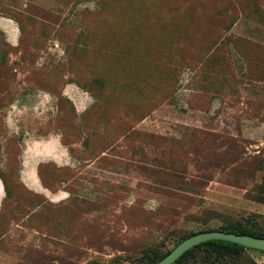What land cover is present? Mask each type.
Instances as JSON below:
<instances>
[{"label": "rangeland", "instance_id": "1", "mask_svg": "<svg viewBox=\"0 0 264 264\" xmlns=\"http://www.w3.org/2000/svg\"><path fill=\"white\" fill-rule=\"evenodd\" d=\"M0 11L22 30L16 47L0 35V264H148L228 221L264 231V0ZM50 132L69 153L39 165L57 201L22 180L26 141ZM174 264L264 253L204 244Z\"/></svg>", "mask_w": 264, "mask_h": 264}, {"label": "crops", "instance_id": "2", "mask_svg": "<svg viewBox=\"0 0 264 264\" xmlns=\"http://www.w3.org/2000/svg\"><path fill=\"white\" fill-rule=\"evenodd\" d=\"M0 35L3 37L4 41L12 47L18 46L21 42L22 30L19 22L15 18L1 11ZM2 83L3 81L0 80L1 86ZM23 156L25 157V160L22 161L21 168L23 170L22 180L24 185L32 191L43 193L51 201H57L53 198L58 197L63 193V190L53 191L44 185L39 174V165L44 162L63 164L67 163V160L69 161L68 149L62 143L60 135L56 132H50L45 136L27 140ZM29 156H31L32 159H27ZM46 191H48L49 194H47ZM5 195V184L0 177V207Z\"/></svg>", "mask_w": 264, "mask_h": 264}, {"label": "water", "instance_id": "3", "mask_svg": "<svg viewBox=\"0 0 264 264\" xmlns=\"http://www.w3.org/2000/svg\"><path fill=\"white\" fill-rule=\"evenodd\" d=\"M212 239L227 240L242 244L246 247L264 250V237L235 232H227L217 229L204 230L188 236L183 241H181L175 248H173V250H171L165 257L153 264H172L184 252H186L193 246Z\"/></svg>", "mask_w": 264, "mask_h": 264}, {"label": "trees", "instance_id": "4", "mask_svg": "<svg viewBox=\"0 0 264 264\" xmlns=\"http://www.w3.org/2000/svg\"><path fill=\"white\" fill-rule=\"evenodd\" d=\"M4 181V180H3ZM5 184V182H4ZM5 188H6V184H5ZM7 189V188H6ZM222 230V231H227V232H235V233H242V234H249V235H255V236H261L264 237V231H260V230H256V229H250L245 227V225H243L241 222L239 221H228L224 224H222L220 227L218 228H210V229H206V230ZM204 231V230H201ZM200 232V231H198ZM197 233V232H195ZM193 233V234H195ZM191 234V235H193ZM190 236V235H189ZM188 237V236H187ZM185 237V238H187ZM185 238H183L181 241H183ZM181 241H179L174 247L168 249V252L164 255H162L158 260L162 259L163 257H165L171 250H173V248H175ZM204 244H211L213 245L218 252H227V251H241L243 249H250V250H254V251H259V252H263L264 250H259V249H254V248H250V247H246L242 244L239 243H235V242H231V241H227V240H221V239H212V240H207L204 242H201L195 246H193L192 248H190L189 250H187L186 252H184L177 260H175L172 264H174L175 262H177L180 258H182L183 256H185L189 251H191L193 248L196 247H200ZM155 257L150 258L148 264H153L155 263L154 261ZM157 260V261H158ZM156 261V262H157Z\"/></svg>", "mask_w": 264, "mask_h": 264}, {"label": "bare ground", "instance_id": "5", "mask_svg": "<svg viewBox=\"0 0 264 264\" xmlns=\"http://www.w3.org/2000/svg\"><path fill=\"white\" fill-rule=\"evenodd\" d=\"M68 192V191H67Z\"/></svg>", "mask_w": 264, "mask_h": 264}]
</instances>
